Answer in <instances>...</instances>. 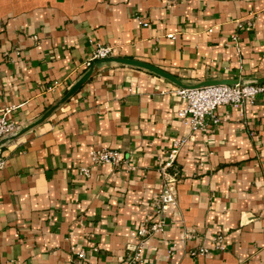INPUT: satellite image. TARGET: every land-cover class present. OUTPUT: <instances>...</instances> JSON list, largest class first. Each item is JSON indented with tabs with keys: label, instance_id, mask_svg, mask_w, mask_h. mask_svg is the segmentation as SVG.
<instances>
[{
	"label": "crops",
	"instance_id": "obj_1",
	"mask_svg": "<svg viewBox=\"0 0 264 264\" xmlns=\"http://www.w3.org/2000/svg\"><path fill=\"white\" fill-rule=\"evenodd\" d=\"M95 44L111 57L60 102ZM119 58L185 86L258 82L264 0H0V110L17 126L0 144V264H128L170 177L176 201L144 264H264V95L192 133L176 116L182 88ZM102 148L124 161L92 164Z\"/></svg>",
	"mask_w": 264,
	"mask_h": 264
},
{
	"label": "built area",
	"instance_id": "obj_2",
	"mask_svg": "<svg viewBox=\"0 0 264 264\" xmlns=\"http://www.w3.org/2000/svg\"><path fill=\"white\" fill-rule=\"evenodd\" d=\"M146 26V23L143 24ZM171 37V36H170ZM95 48L82 64L85 70L91 68L94 63L107 60L112 55V48L101 44H95ZM177 95L184 101V106L176 112L177 118L189 127L192 133L199 132L207 134L213 127L219 123L215 116V111L221 106H230L238 110H242L245 104L253 105L259 95H264V82L247 81L238 82L233 85H215L205 86L196 89H179ZM12 108H4L0 110V142L13 136L17 130V126L13 120L9 118ZM185 138L178 139L173 142L167 155V160L161 167V170L173 166L177 154L181 146L186 144ZM89 160L92 164H108L117 166L124 160L120 151L115 149H91L88 151ZM4 161L0 159V169L3 167ZM87 174L88 169L82 167L80 169ZM174 181L171 177L164 182L162 189L158 195V202L155 205V219H144L136 230V242L132 247H127L128 254L126 262L128 264H144L143 256L144 247L147 238L155 233L161 232L166 226L167 221L165 213L171 205L175 204L176 198L172 193L170 184ZM185 235L184 238H188ZM218 249H223V245L219 244ZM78 257H84L83 251H72ZM207 252L204 248L192 251V255H204Z\"/></svg>",
	"mask_w": 264,
	"mask_h": 264
},
{
	"label": "water",
	"instance_id": "obj_3",
	"mask_svg": "<svg viewBox=\"0 0 264 264\" xmlns=\"http://www.w3.org/2000/svg\"><path fill=\"white\" fill-rule=\"evenodd\" d=\"M113 62L116 63H120V64H125V65H129V66H134V67H138V68H142L145 69L153 74L158 75L161 78H164L170 82H172L173 84H175L176 86L182 88V89H196V88H200V87H205V86H215V85H233L236 84L238 82H231V81H208V82H203L201 84L195 85V86H185L183 85L180 81H178L176 78H174L173 76L163 72L162 70L155 68L151 65L142 63V62H138V61H134V60H129V59H113ZM92 73V69H89L72 87L71 89L67 92V94L63 97V99L60 102H64L65 100H67L69 97H71L72 95H74L76 93V91H78L80 89V87L86 82V80L90 77ZM258 82H264L263 80H260ZM52 109L49 110L37 123L43 121L50 113H51ZM31 126L27 127L24 129L27 130L29 129ZM10 138L4 139L0 142V144H3L5 142H7Z\"/></svg>",
	"mask_w": 264,
	"mask_h": 264
}]
</instances>
